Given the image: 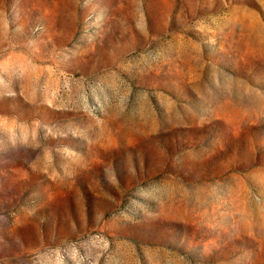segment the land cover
<instances>
[{"label": "rangeland", "instance_id": "374dc122", "mask_svg": "<svg viewBox=\"0 0 264 264\" xmlns=\"http://www.w3.org/2000/svg\"><path fill=\"white\" fill-rule=\"evenodd\" d=\"M0 264H264V0H0Z\"/></svg>", "mask_w": 264, "mask_h": 264}]
</instances>
